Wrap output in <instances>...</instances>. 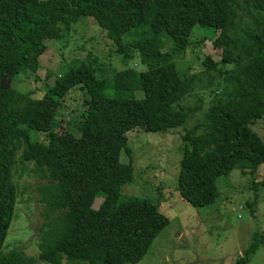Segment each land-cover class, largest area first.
<instances>
[{"label": "trees", "instance_id": "16d2710c", "mask_svg": "<svg viewBox=\"0 0 264 264\" xmlns=\"http://www.w3.org/2000/svg\"><path fill=\"white\" fill-rule=\"evenodd\" d=\"M83 18L106 32L117 55L146 70L109 75L110 65L96 60L57 75L42 99L3 87L9 76L38 72L46 43L62 41ZM197 33L222 51L221 63L204 61L209 85L217 86L202 122L182 138L177 191L201 209L218 200V178L237 169L255 174L264 165V142L253 130L264 118V0H0V264L32 262L20 250L3 252L19 196L14 170L28 163L45 182L40 261L139 264L147 256L170 220L148 200H123L134 179L130 134L169 133L200 111L182 105L202 80L182 74L175 62ZM78 86L91 96L80 138L55 127ZM262 244L264 234L256 235L236 264H251Z\"/></svg>", "mask_w": 264, "mask_h": 264}, {"label": "rangeland", "instance_id": "374dc122", "mask_svg": "<svg viewBox=\"0 0 264 264\" xmlns=\"http://www.w3.org/2000/svg\"><path fill=\"white\" fill-rule=\"evenodd\" d=\"M205 38L203 33L193 35L187 56L175 61L179 72L190 77L197 75L202 80H197L192 95L182 105L187 109L200 107V111L192 115L187 127L169 133L130 134L134 179L124 187L123 200L130 197L148 200L170 220V225L156 238L139 264H236L250 249L256 235L264 234V165L255 174L237 169L218 178V200L206 208L190 207L177 191L180 161L184 156L182 148L185 147L182 138L202 122L213 96L211 91L217 86V82L214 86L209 85L204 61L208 57L217 63L222 61V51L214 48L213 41H204ZM46 46L47 52L38 72L23 70L14 77H7L3 87L42 99L54 85L57 75L96 60L110 65L109 75L128 68L146 70L138 60L128 63L125 57L117 55L106 32L88 18L74 25L69 33L64 34L62 41L47 42ZM167 52V48L163 50V53ZM226 69L230 71L232 66L228 65ZM49 73L52 78H48ZM212 75L218 74L212 72ZM90 100V94L83 87L71 90L63 101L55 124L61 134L71 131L75 137H81L80 129L87 127L86 122L91 115ZM253 130L264 142V118ZM39 136L41 142L48 141L44 134H34L33 139L37 140ZM125 155L123 152L122 160L127 163L129 158ZM33 169L34 164L28 163L19 164L14 170L19 196L3 252L17 249L26 254L31 264H49L40 261L37 242L44 224L39 187L45 182ZM105 195L103 192L97 198L96 211H100ZM251 264H264V244L253 256Z\"/></svg>", "mask_w": 264, "mask_h": 264}]
</instances>
